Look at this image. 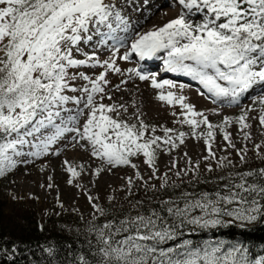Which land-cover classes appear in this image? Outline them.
Instances as JSON below:
<instances>
[{
	"label": "snow or ice",
	"instance_id": "1",
	"mask_svg": "<svg viewBox=\"0 0 264 264\" xmlns=\"http://www.w3.org/2000/svg\"><path fill=\"white\" fill-rule=\"evenodd\" d=\"M178 3L183 14L137 34L129 50L118 56L126 42L116 33L128 32V24L110 0H0V177L17 167L19 157L48 155L68 133L74 134L71 140L75 144L83 141L81 146L89 148L91 156L101 160L109 171L121 166L137 169L133 158L142 155L155 176L159 152L171 154L189 136L203 140L207 152L204 160H216L221 169L235 167L227 156L217 158L213 150L217 134L227 142L224 151L236 149L228 131L233 123L239 125L238 134L250 141V112L258 111L255 119L264 129V95L254 99L253 107L243 108L238 117H225L221 123L213 124L204 111H198L186 96L175 91L173 81H158L154 75L129 69L130 74L150 81L151 87L159 90V101L172 107L178 105L181 111L176 123L191 130L163 127V136L135 113L133 123L120 119L121 109L128 111L125 105L103 103L112 99L106 92L109 71L121 73L116 59L128 61L133 54L151 59L165 53V70L197 81L213 103L239 105L241 98L256 86L264 89V0ZM102 27L108 32L102 33ZM94 34L101 37L100 44L113 42L109 59L101 61L95 52L82 50L81 45L92 42ZM82 68L102 71L93 78L80 71ZM77 81L84 83L77 85ZM115 87L120 89V85ZM70 104L74 107L69 108ZM25 146L28 151L22 150ZM261 146L255 144L254 148L257 157L264 160ZM236 151L241 163H246L247 145ZM64 164L68 165V161ZM187 165L175 175H199L198 162L193 164L189 158ZM176 166L174 161L171 168ZM79 167L82 171L83 166ZM103 170L97 168L96 175ZM206 170L213 171L212 165ZM66 171L72 177L81 174L71 165ZM135 176L136 180L144 179L138 170ZM235 177H221L229 182L212 192H183L146 213H125L123 218L92 223L88 232L94 242L88 240L89 251L78 254L76 264H264V258H250L243 241L196 244L191 239H180L185 230L191 235L234 223L243 228L264 218V168L238 172ZM127 184L130 191L135 181L129 177ZM144 187L157 191L155 185L146 182ZM167 187L168 176L164 173L160 189ZM88 198L90 202L95 199ZM92 206L99 216L108 215L101 206ZM46 251L53 253L51 248Z\"/></svg>",
	"mask_w": 264,
	"mask_h": 264
},
{
	"label": "rangeland",
	"instance_id": "2",
	"mask_svg": "<svg viewBox=\"0 0 264 264\" xmlns=\"http://www.w3.org/2000/svg\"><path fill=\"white\" fill-rule=\"evenodd\" d=\"M119 1L120 0H110L115 6ZM138 1L139 4L136 5L137 9H141L143 5L142 2L144 3V8L150 3L148 0ZM167 1V6L169 7H165L166 5L162 6L160 8L161 12H159L157 17L155 16L156 19H153L150 22H144L145 24L143 28L148 25L146 28L148 30L145 29L146 31L143 30V32L152 30L154 27L162 26L164 23L179 15L177 13L182 6L175 3L174 0ZM162 3H164V0ZM153 10L154 8H147L145 14L151 15L154 13ZM133 17H135V14H133ZM133 17H131L130 20L125 21H131L134 25L135 19ZM101 30H107V28L102 27ZM108 46V49L112 52H108L107 54H104L103 52H95L100 46H88V48H82V50L88 53L95 52L99 59L103 61L109 59L113 54V48L110 45ZM122 55L123 53L119 51L118 56ZM78 58H83V56L78 55ZM130 61H133L132 58L128 61L117 58L116 66L121 69V73L109 71L106 77L110 82L106 86V92L111 95V97L118 93L117 101L120 102L117 103L114 99L113 101H111L112 99H105L103 103L125 105L128 108V111L124 112L121 109L120 119L128 120L129 123H133L135 122L133 116L135 113L139 115L146 124L155 126L157 128V135H164L161 130L163 127L190 132L191 130L187 126H182L176 123V120L180 118L179 113L181 111L178 105L172 107L159 101L157 99L159 90L152 89L150 82H143L138 79L134 73H129V69H135V67L127 65ZM80 71L92 75L93 78H95L102 69L82 68ZM125 80H127V83H122V81ZM83 83V81L76 82L77 85ZM174 83L177 85L175 91L186 96L188 102L195 105V108L198 111H204L213 124L221 123L225 117H238L243 108L253 107L254 99L264 95L263 93L253 98L250 97V99H247L239 105L229 106L227 102L222 105H217V102L213 103L212 98L207 95H201L199 90H195V93L182 83ZM116 85H120V89H116ZM69 94L79 95V93ZM68 107L72 108L74 105L70 104ZM255 107L258 108V105H255ZM220 108H230L232 110H224ZM173 112H176L177 115L173 116ZM257 116L258 111H252L249 113L248 122L252 127L247 131L251 132L252 139L250 141H245L242 136L238 134L239 125L233 123L228 128V131L232 134V140L236 145V149H241L247 145L248 152L245 157L247 164L260 160L255 152V144L262 145L260 152L261 154H264V129L260 127L258 119H255ZM80 122L83 123V118ZM72 135L74 134H66L65 138L52 146L50 153L46 156H41L39 158L26 156L19 157L18 159L21 162L18 163L17 167L4 177H0V208L5 219H8L12 227L19 226L25 216L31 217L32 221H34L39 227L43 226L48 221L53 222L54 219L73 216L76 220H79L80 225H83L82 227L85 228L95 219L94 217L96 213L92 206L93 203L97 205L109 204L111 207L117 205L121 207H131L132 211H134L138 197H163L165 194V188L160 189V185L163 183L164 173H167L169 185L173 182L188 181L207 174H213L225 178L231 177L234 179L237 171L242 169L245 164L241 163L236 149L229 147L227 148V151H224L227 142L223 141L222 135L218 132L213 144V150L216 152L217 158L227 156L235 167L221 169L217 166L216 160H204L207 152L203 140H196L189 136L185 143L178 149L172 150L171 154H168L166 151L159 152L156 161L158 172H156L155 176H153L152 171L144 163L142 155L133 158L132 162L137 165V169H133L130 166H121L118 168H112L109 171L107 167L103 165L101 160L91 156L89 148L81 147V145L84 144L83 141H81L80 146L79 144H75V142L71 140ZM22 150L28 151L29 148L28 146H25ZM55 151H58L60 154H52V152ZM184 153H187V157L184 156ZM189 158L193 164L197 162L199 163V175L196 176L189 172L186 176L182 175L181 177H177L175 175L176 171L187 167V161ZM24 161L28 162L24 163ZM64 161H68V165L77 168V171H80L81 173L80 176L72 177L71 173L66 171L68 165H65ZM174 161L177 166L176 168H171ZM209 164L212 165L213 168V171L211 172L206 170ZM80 165L83 166L82 171L79 167ZM97 168H104L98 176L96 175ZM137 170L140 175L143 176V181L136 180L135 173ZM129 177L135 181V184L130 191L127 184ZM70 179L72 180L71 184L68 183ZM145 182L148 185H155L157 191L146 190L144 187ZM48 185H51V187H48ZM89 196L95 199L90 202L88 198ZM62 220V230L72 231V227H74L73 231L78 229V224L73 222L65 224L67 222H64V219ZM262 258H264V256Z\"/></svg>",
	"mask_w": 264,
	"mask_h": 264
},
{
	"label": "trees",
	"instance_id": "3",
	"mask_svg": "<svg viewBox=\"0 0 264 264\" xmlns=\"http://www.w3.org/2000/svg\"><path fill=\"white\" fill-rule=\"evenodd\" d=\"M260 168H264L262 159L250 164L245 163L237 173ZM220 178L213 174H207L188 181L173 182L165 188V194L161 198L138 197L134 211L131 207L119 205L111 207L109 204H98L104 208L108 215L99 216L96 213V218L85 228L73 216L54 219L53 222L48 221L41 227L32 221L31 217L25 216L19 226L12 227L0 208V264H76L75 258L78 254L88 253V240L92 239L94 242V236L88 232L92 223L99 225L113 217L123 218L125 213L132 215L140 212L146 213L149 209L159 208L162 201L169 198L175 199L183 192L199 194L202 191H215L217 188H223V185L229 182L228 179ZM172 185H177V187ZM62 219L67 222L65 224L72 222L78 224V229L73 231L74 227H72V231L62 230ZM180 239H191L196 244L212 240H223L230 243L243 241L249 248L250 258L257 260L264 256V218L243 228L238 223H234L229 227L215 230H198L191 235L185 230L184 236ZM48 248L53 249L51 255L46 251Z\"/></svg>",
	"mask_w": 264,
	"mask_h": 264
},
{
	"label": "bare ground",
	"instance_id": "4",
	"mask_svg": "<svg viewBox=\"0 0 264 264\" xmlns=\"http://www.w3.org/2000/svg\"><path fill=\"white\" fill-rule=\"evenodd\" d=\"M148 1H150V3L145 8L143 7L144 3L142 2L143 5H142L141 9H137L136 8V5L139 4L138 0H120L117 3V5L115 6L116 10L127 21L130 20L131 17H133V14H135V17H133L135 19V22H134L135 26L133 25V23L131 21L127 22V24H128V32H126V33L117 32L116 33L117 35L122 36L123 40H125V42H126L125 46L120 48V51L123 54H124V52L126 50H128V47L130 48V43H131V41L133 39L136 38L137 34L144 33L146 30H148V29H146L148 27V25H146L145 28H143V26L145 24L144 22L145 21H149L150 22L153 19H156L155 16L157 17L159 12H161L160 8L162 6L166 5L165 7H167V8L169 7V6H167L168 5L167 4L168 3L167 0H164V3H162L163 0H153V1L148 0ZM174 2L179 4L178 0H174ZM147 8H154V10H153L154 13L151 14V15L145 14L146 13L145 10ZM183 13H184V10L181 7L180 11L177 14L181 15ZM113 26L115 27V24ZM143 30H145V31L143 32ZM101 32L102 33H107L108 29L107 30H101ZM100 39H101V37L99 35H95L94 34L93 35V41L90 42V43H85V44L81 45V47L82 48H88V46H100V48L97 49L95 52H99V53L103 52L104 54H107L108 52L111 53L112 51L108 49V45L111 44L112 41H109L107 45H103V44L99 43ZM165 56H166L165 53H158L155 57H153L151 59H141L140 61H137V59H135V57L132 55L131 58H132L133 61L128 62L127 65L135 67V69L139 70L142 74H147V75H150V76H152V75L156 76L158 81H163V80L167 79V80H171V81H174V82H180L183 85L188 86L190 90H192L193 92L196 93L195 90H199L200 88H199V86L197 84L196 85L195 84H190V77H186V81H183V80H179L177 78H174L175 76L181 77V75H179V74L168 72L166 70H164V73H162V74H160V72H158L159 68L164 69V67H165V65H164ZM181 78H183V77H181ZM135 79H136V77H135ZM143 82L149 83L150 81H143ZM263 93H264V89H262L260 86H256L253 90H251L249 93H247L245 96H243L241 98L240 104L245 102L247 99H250V97L253 98V97H255L257 95H261ZM117 95H118V93L115 95L116 97L113 96L115 98L112 97L111 101H113V99L117 101ZM119 102L120 101H117V103H119ZM226 102L227 101H217V105H222V104H225ZM220 109L232 110L230 108H220ZM80 145H81V142H80L79 146Z\"/></svg>",
	"mask_w": 264,
	"mask_h": 264
}]
</instances>
